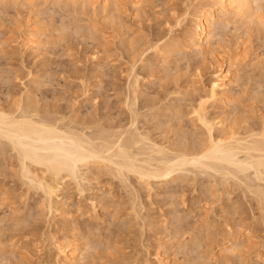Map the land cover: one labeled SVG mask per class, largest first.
<instances>
[{
	"label": "rangeland",
	"instance_id": "1",
	"mask_svg": "<svg viewBox=\"0 0 264 264\" xmlns=\"http://www.w3.org/2000/svg\"><path fill=\"white\" fill-rule=\"evenodd\" d=\"M188 1L137 9L131 0H0V109L29 106L57 124L113 133L131 125L134 109L158 143L200 147L206 139L191 111L222 66L235 84L227 105L206 100L208 117L241 136L264 128V0H252L257 12L247 23L233 15L219 23L214 51L158 54L148 44L156 34L169 42L192 29L190 20L167 22L173 7L190 4L192 13L203 3ZM28 28L41 34L34 50L22 44ZM8 147L0 148V264H54L53 238L74 242L83 264H264V199L236 178L187 172L173 182L122 181L88 166L79 185L65 177L51 210L41 189L21 179ZM227 238L235 249L223 257Z\"/></svg>",
	"mask_w": 264,
	"mask_h": 264
},
{
	"label": "bare ground",
	"instance_id": "2",
	"mask_svg": "<svg viewBox=\"0 0 264 264\" xmlns=\"http://www.w3.org/2000/svg\"><path fill=\"white\" fill-rule=\"evenodd\" d=\"M151 1L131 0V7L138 9L145 2L150 4ZM185 1V3L189 2ZM189 5L186 4L185 10L182 12L176 11L173 7L167 22L172 27L182 26L183 23L187 26L190 20V23L193 24L192 29L186 28L182 33L181 40L172 39L169 42L162 41L165 34L164 36L163 34L156 36V34L148 44H152L151 46L158 54L167 55L178 47H184L186 50L195 51V55H205L208 50L214 51L215 38L223 30L219 25L227 23L224 20L228 21L235 16L245 22L257 12L253 7L252 0H203L202 6L192 13L189 11ZM189 16H191L190 19H188ZM169 31L171 32L172 28H169ZM22 35V44L25 48L34 50L41 42V40L39 41L41 34L37 29L28 28ZM232 73L229 68L223 70L222 66H219L216 75L210 82L208 96L201 97L194 108L192 105L191 114L195 115L196 121L200 123L206 139V142H202L203 145L200 144V147L197 142V147L194 144V148H191L192 146L186 148V146L184 149H177V147L175 149V147L171 148L173 145L170 147L169 144L166 146L158 143L153 139L155 137L152 134L150 136L144 130L142 131L144 126H141L142 129L139 127V112L136 113L137 111H133L132 108L131 125L125 130H117L120 131L119 133L114 131L116 133L114 134L113 130L107 132L106 130L109 129H99L100 126L97 127L98 131L91 129L92 131L89 130V132L85 128L79 129L65 125L68 122L57 124L56 121L59 118L51 120V118L41 117L36 111L26 106L19 107V110H13L17 112H13L10 110L11 108L0 109V148L5 145L6 149V146H9L11 151L15 152L20 166L18 173L20 172L21 179H24L29 185L41 189L45 199L47 198V206L50 209L53 207L56 197L59 196L58 191L64 185L66 176L70 177L71 181H75L74 184L79 185L84 176H82L84 171L81 173L82 168H88V166L95 168L101 165L108 167V170L110 169L114 173L112 176L115 175L117 176H114L115 178L119 177V180L122 181H127L129 176H133L137 180L148 183L151 180L162 183L170 180L173 182L181 176L184 178V174L187 175V172L209 174L211 178L220 175L221 180L236 178L245 185L249 193H253V196L262 202L264 199V185L262 184V182L264 183V128L255 129L247 126L245 134L241 136L232 127L225 126L224 120L216 121L209 118L205 110L208 98L218 99L226 105L228 104L229 92L235 84V77ZM136 80L134 81L136 82ZM136 83L135 88H138ZM133 93L134 99L137 98V91H133ZM134 99L132 97L131 100ZM134 101L131 102V105L135 104ZM133 107L135 106L133 105ZM130 127L131 129H129ZM88 128L90 129L91 126ZM202 138L204 137L202 136ZM175 143L173 144L177 145L179 142ZM93 171L95 173V170ZM45 174H48L49 177L47 178ZM54 196L55 198H53ZM52 199L55 200L52 202ZM95 201L91 202L93 209L97 208L98 203ZM52 241L54 245L52 246L56 250L54 264H83L80 261L83 252L80 253V248L74 242H60L61 240L58 241L55 238ZM229 241L231 239L227 238L221 244V250L225 251L223 257H227V254L235 249V245Z\"/></svg>",
	"mask_w": 264,
	"mask_h": 264
}]
</instances>
